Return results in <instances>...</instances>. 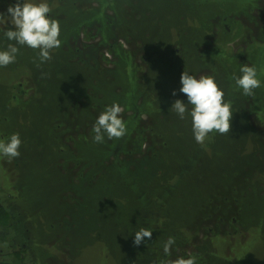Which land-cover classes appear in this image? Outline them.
<instances>
[{"label":"rangeland","instance_id":"obj_1","mask_svg":"<svg viewBox=\"0 0 264 264\" xmlns=\"http://www.w3.org/2000/svg\"><path fill=\"white\" fill-rule=\"evenodd\" d=\"M82 1L72 3L81 11L82 7L95 11L101 7V0ZM16 2L0 0V13L7 16V8ZM110 6L103 7V19L98 17L90 28L83 27L74 42L51 50L50 61L40 63L38 50L16 45L19 52L15 62L0 67V141L7 142L13 133L22 141L18 158L0 155V197L13 209L18 223L14 233L0 227V262L5 261L4 255L11 258L15 250L26 247L28 264H160L193 256L196 244L207 233L210 240L201 248L208 262L195 259L196 264H264V122H258L252 112V103L264 104V0H114L112 7L123 11L117 12V22L123 23V14L130 24L127 27L132 26L142 43L126 35V27L118 29L109 21L114 16ZM108 23L132 53L137 77L133 88L129 68L112 63L107 51L104 34ZM8 28H12L10 23L0 21V50H6L9 43L15 45L4 35ZM67 30L69 35L74 33L72 25ZM212 46L230 55L229 59L212 62L202 58L214 66L213 74L196 64V56ZM71 48L73 54H60L62 49ZM91 50L97 53L96 65L90 60L94 56ZM244 64L254 66L261 81L253 96L244 95L233 79V74L241 75ZM183 71L196 78L211 74L216 83L217 77L222 81L227 78L224 100H233L228 134L212 132L204 144H198L192 131V106L187 105L184 119L171 109L176 99L188 102L179 91ZM68 84L78 89L70 88L60 95ZM227 92H232V97ZM136 95L144 109L160 110L151 115L143 113L139 119L145 137L141 153L152 155L136 163L130 160L138 154L115 151L105 163L109 165L117 157L137 167L143 164L138 187L161 199L154 215L164 214L167 219L151 225L159 231L153 240H144L139 246L133 244L134 233L141 228L140 219L145 217L137 200L139 190L118 183L116 172L95 177L91 186L97 192L94 195L85 189V180L84 185L75 187L81 170L89 166L82 168L70 160L74 156L71 150L76 149L73 142L79 144L76 154L81 158L90 152L91 143H99L93 142L91 124L76 123L74 127L69 122L73 115V119L78 118L79 109L71 112L77 103L90 104L94 99L98 107V100L101 113L107 106ZM237 106L242 110H236ZM130 114L124 109L121 117ZM159 114L162 119L156 121ZM156 122L160 123L159 133ZM131 126L127 122V128ZM86 135L92 136L89 141ZM105 156L97 154L96 160ZM60 178L64 185L58 183ZM125 194L127 198L119 203ZM225 197L232 202L223 209L235 211L239 205L241 218H248L249 226L244 220L222 223L223 217L216 216L217 202ZM202 209L212 214L201 217ZM215 231L226 237L215 235ZM169 237H174L175 243L170 255H165L163 245Z\"/></svg>","mask_w":264,"mask_h":264},{"label":"trees","instance_id":"obj_2","mask_svg":"<svg viewBox=\"0 0 264 264\" xmlns=\"http://www.w3.org/2000/svg\"><path fill=\"white\" fill-rule=\"evenodd\" d=\"M73 1L74 0H59V2H58V0H57L54 2V0H48V4L50 7H52L54 5L51 8L52 11L48 15L52 19H56L59 21V25H60L59 39L61 40L62 44L64 42H67L68 44L74 42L73 40L78 39V35L81 32V30H83V27L88 26L90 28L93 25V23H97L99 21V20H97L98 17L103 19V14H104L103 10L106 8V5H111L109 9H112V13L114 14V16H112V17L110 16L109 21L115 22L117 24L116 26L118 27V29L126 27L125 29H127V31H128L126 33V35L130 34L132 36H135L136 38H139V36L136 35V33L134 32L132 26H130L131 28L127 27L130 24L127 22L128 19L124 18L123 14H122L123 11L121 10V8L119 6H116V7L114 6L115 8L112 7L114 0H101V4H100L101 7L99 8L98 11L91 10L87 7H82L81 8L82 11H81L80 8H77V6H75L72 3ZM121 1L123 2L124 0H119V3ZM81 2H83V1L81 0ZM103 7H104V9H103ZM118 11L122 12L121 13L122 14V16H121L122 20L121 21H123V23L117 22L118 20L116 19V16H118L117 15ZM65 23H69L68 26L72 25V27L74 29L73 34H71V35L68 34V32H67L68 26L65 29L62 28V25H64ZM111 27H112V24L108 23V28L106 29V32L104 34L105 45L107 47V51L109 52L110 56L113 58L112 63L116 64V66H122V67L126 66L129 68L130 77L134 80V82L131 85V88H133L137 85V77H136V71L134 69L135 65H134L132 53L123 47V45L119 42L118 37H116L117 32L115 31V29H112ZM69 41H72V42H69ZM140 41L142 43L141 39H140ZM59 48H62V46H60ZM78 50H79V52L82 51L80 49H78ZM75 51H77L76 47H75ZM91 51L94 53V56L90 60L94 65H96L94 63V61H97V58H95L97 53L94 50H91ZM67 53L73 54L72 48L66 49V50L62 49V52L60 54H64L66 56ZM86 53H88V52H86ZM223 53H226L225 50L223 51L218 46H212V47H210V49H207L205 51H201V53H199V55L196 56V60H197L196 64L198 66H200V68L204 67V68L210 69L211 74H213L214 66H212L211 63H208V62L205 63L202 60V58H206V60H208L209 62L211 60L212 61H215V60L218 61V60H222V59H229L228 56H230V55L226 53V56H225V55H223ZM208 55L210 57L207 59ZM104 60L106 61L105 57H104ZM217 74H218V71H217ZM225 74L227 76V72H225ZM217 85L225 93L226 87L228 86L227 78H226V80L222 81L217 77ZM39 88L41 89L40 85H39ZM70 88L72 90L78 89L77 86H73L72 84H70V86H69V84H68V86L62 87L60 95L68 93ZM65 90H66V92H65ZM42 91L43 90H41V93H42ZM240 93H242V92H240ZM240 93H239V95H240ZM231 94H233V93L227 92V95L231 96ZM238 97H237V102L239 101ZM70 99L72 100L71 94H70ZM245 100H248V97ZM245 100H241V101H245ZM229 101L231 102V106H232L233 100L230 99ZM62 102H63V100L58 101L59 104H61ZM142 103L143 102H140V103L137 102V95H136V97L132 96L130 98H126V102L124 99L118 101V104L120 106H123L124 109H128L131 111L130 115L125 116L123 118L121 117L126 124L125 135L122 138L117 139V140L115 138L112 140H109V139H107V136H105V142L99 143V145H95V144L93 145V143H91L92 146L90 148V152L88 154L84 155V157H82V158L80 157V155L78 153L76 154V149L79 150V148H78L79 144H77L76 140H75V142H73V144L74 145L76 144V149L73 146V149H75V150H71V151L74 152V156H73V158H70V160H72L77 165H81L82 168L89 166L88 169H85L83 171L81 170L80 177L77 179V182L75 183V185H76L75 187H80L81 185H84V180H85L87 182L85 184V186H86L85 189L89 190L90 195H94L97 193L96 191L91 190V186L94 184L95 177H97V175L103 176L108 172H116L119 174L120 180L118 181V183L123 184V182H125V185L131 190L137 188L140 192L139 193L140 196L137 197V200L140 202L139 205L141 206V208L145 212V217H142L140 219V221L142 222L141 228L148 229V230L152 231V233L155 232L151 236V239L153 240L155 238V235L159 231V229L157 228V226H151V225H153L155 222H157V223H159L160 221L162 222L164 219L166 220L167 217L164 214L161 217L154 215V211L158 209V204L161 203V199L158 197H154V196L152 197L149 195V193L146 194L140 190L138 185L140 184L139 182L141 181L140 174H143L141 167L144 165L141 164L140 167H137L136 163H138L139 161H142L144 156H151L152 155L151 152L141 153V146H142V143H143V140L145 139V137L142 135L143 127L139 123L140 116L143 113L151 115L152 113L158 112L160 110H157V111L151 110L149 112L148 110L143 108ZM97 104H98V107H96L94 105V99H90V104H87V102L84 101V102L77 103L76 105H74L73 108H75V109H74V111L71 110V112H76L79 109L78 118L81 117V119H82L81 121H79L78 118H77V120L73 119L75 117V115H73L74 117H72V118H69L67 112H65V115L67 118L73 120V121L70 120L69 122L74 127H75L76 123L78 125L80 123V124H91L93 126V124L95 123V121H96V119L100 113L99 106L101 105V102L97 100ZM252 104L254 105L252 107V109H253L252 112L255 113V115H256L255 119L258 122H264V117H262L263 111H264V109H263L264 104H258V103H255V104L252 103ZM91 105H93V106H91ZM83 109L87 110L88 112L90 111L91 115L89 114L87 116L82 111L80 112V110H83ZM236 110L241 111L242 110L241 106H237ZM159 116L160 117L157 118L156 121L161 120L163 115L159 114ZM127 122H130L132 124V126L129 129L127 128ZM159 125H160V123H157V122L155 123L156 133H159V128H158ZM244 125H248V123H246ZM153 131L154 130H152V132ZM81 137L83 139L85 137V135L82 134ZM87 137H89V136H87ZM91 137H89L88 141L91 139ZM115 151L119 152L120 155L138 154V157H135V158L133 157L130 160V161L136 160V163L134 165H131L128 160L126 161V159H124V158L119 159L116 157L114 159V161H112L109 165H107L105 163L107 156L109 154H111L112 152H115ZM97 154H101V155L105 154L106 156L102 159L96 160ZM66 160H68V158H66ZM58 183H61L62 185H64L65 181L62 178H60ZM232 188H234V187L232 186ZM102 193H104V192H102ZM120 193L123 194L124 191H120ZM126 198L127 197L125 194L124 198L122 197L119 199V203L122 200H125ZM223 199L224 200H219L217 202L218 203V205H217L218 210L216 211V212L219 211V213L216 214L217 217H223L222 223L227 222L228 224H232V223H238L240 220H244L243 218H241V214L239 211V205L235 206V208H234L235 211L234 210L233 211L232 210L225 211V209H223V208L226 205H230L229 203L232 202V199L230 197H225ZM228 199H230V200H228ZM212 200L214 201L213 198H212ZM231 206H232V204H231ZM216 212H214V213H216ZM210 213H211L210 210H203L202 209V211L198 215L202 217V216H205V215L210 214ZM15 217L16 216L14 214L13 209L6 206L2 202V199L0 197V227L12 230L17 223V222H15ZM135 217H136V220L138 222V217L136 215H135ZM229 218H232V220L229 221L228 220ZM234 220H235V222H234ZM245 221H247L248 226H249L250 220L247 218L246 220L243 221V224H245L244 223ZM12 231H13V233L16 232V230H12ZM220 233H224V232H220ZM214 234L215 235H221L217 231H215ZM206 235H207V233H206ZM205 236L202 239L200 238V241L198 244H196L195 250L193 253V257H195L196 260L199 259L201 262H205V261L208 262V260L206 259L207 254L205 253L204 248H201V245H205L207 242V239H209V238H207V236L206 237ZM221 236L226 237L225 235H221ZM163 237H165V236H163ZM164 239H166V238H164ZM144 240H146L147 243H149L150 239L146 237V238H144ZM198 249H200V252H198ZM28 253H29L28 249L25 247V248L20 249V250H15L11 254V256H10L11 258H7L8 257L7 255H4L2 258L5 260L4 261L5 263L9 262L10 264H28L26 262V260L28 259ZM4 262L1 261L0 264H4Z\"/></svg>","mask_w":264,"mask_h":264},{"label":"clouds","instance_id":"obj_3","mask_svg":"<svg viewBox=\"0 0 264 264\" xmlns=\"http://www.w3.org/2000/svg\"><path fill=\"white\" fill-rule=\"evenodd\" d=\"M52 11L47 0L36 3L33 0H20L7 8L8 15L0 13V21L10 23L12 28H8L4 35L8 41H15V45L9 43L6 50H0V67L7 66L15 62L19 48L16 45L28 46L38 50L37 57L40 63L52 59L51 50L61 46L59 21L52 19L48 14ZM241 75L237 77L233 74L236 85L242 89L246 96H253L254 89L261 86V81L257 78V71L254 66L244 64L240 67ZM179 91L186 95L187 103L176 99L171 109L180 119L185 118L188 112L187 105H191L190 116L192 119V131L194 139L198 144H204L209 133L217 132L225 135L230 132L233 112L231 102H225L224 92L215 82V78L210 75H201L196 78L187 71L180 75ZM172 95L176 92L173 90ZM124 109L113 103L107 106L99 114L92 126L93 142L104 143L107 139H120L126 133V124L121 118ZM21 139L18 133H13L7 142L0 141V155L10 159L20 156L19 148ZM152 231L141 228L134 233L133 244L139 246L144 238L151 239ZM175 243L174 237H169L163 245L165 255H170L171 246ZM160 264H196L195 257H179L175 260L161 261Z\"/></svg>","mask_w":264,"mask_h":264},{"label":"flooded vegetation","instance_id":"obj_4","mask_svg":"<svg viewBox=\"0 0 264 264\" xmlns=\"http://www.w3.org/2000/svg\"><path fill=\"white\" fill-rule=\"evenodd\" d=\"M9 263V262H8ZM8 263H4V264H8ZM10 264V263H9Z\"/></svg>","mask_w":264,"mask_h":264}]
</instances>
